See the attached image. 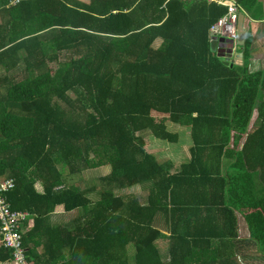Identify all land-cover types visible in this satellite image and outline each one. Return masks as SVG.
Segmentation results:
<instances>
[{"label": "trees", "instance_id": "1", "mask_svg": "<svg viewBox=\"0 0 264 264\" xmlns=\"http://www.w3.org/2000/svg\"><path fill=\"white\" fill-rule=\"evenodd\" d=\"M0 1L17 11L0 39L10 70L0 81V176L15 182L10 209L34 214L21 237L29 264H247L253 245L264 258V68L248 67L245 22L225 59L210 45L221 4ZM236 2L264 18V0ZM169 124L188 127L190 140L173 171L145 146V137L176 142ZM232 133L242 135L233 147ZM58 205L73 218L35 241ZM239 215L248 236H238ZM10 258L0 245V262Z\"/></svg>", "mask_w": 264, "mask_h": 264}, {"label": "crops", "instance_id": "2", "mask_svg": "<svg viewBox=\"0 0 264 264\" xmlns=\"http://www.w3.org/2000/svg\"><path fill=\"white\" fill-rule=\"evenodd\" d=\"M207 3H211L207 0H204ZM1 2V1H0ZM16 0H12L11 3H15ZM263 12H264V2H263ZM17 11L15 9L11 7H7L5 5V7L0 6V39L3 42H6V37L5 34L8 31H11L10 29V24H12L14 22V17L16 15ZM165 18L167 17V13L164 16ZM250 21V22H249ZM244 22L247 24L248 29L251 31L253 37H252V42H251V53L249 56V60L252 59V61H254V59H264V18L260 19V20H254L250 17V15H248L245 12V16H244ZM214 22H212L213 24ZM211 24V25H212ZM210 25V26H211ZM209 26V27H210ZM19 32V30H18ZM12 33H10L11 36ZM13 40V36H11ZM9 39V38H8ZM161 42L160 38H157L153 45L154 47H157ZM5 47L0 48V50H3ZM22 54L21 51L18 52V55ZM4 64V65H3ZM249 66H250V61H249ZM9 64L7 62H4V58L0 61V81L2 79H4V77L6 76V74L10 73L9 68ZM264 68V66L262 67ZM250 70H253L252 68H250ZM257 70V69H256ZM5 86L3 84L0 83V97L2 95H4V93L6 92L5 90ZM40 182L37 180L35 182V188L36 190H40ZM26 210V209H23ZM58 211V213H56ZM254 208H252L251 206H248L246 213H251V211H253ZM27 211V210H26ZM29 212V211H28ZM57 214V215H56ZM257 214V213H256ZM73 214L71 212H64L62 209L61 205L55 206L54 210L51 212V214H49L48 217H46L45 221L43 220L42 223H36V225L38 224V227L36 226V228L34 229L33 233H34V240L35 241H39V239H42V241H44L43 238H39V233L40 231H47L48 229H50L51 226H56V224L58 223H65V222H70V220L73 218ZM239 219H242L244 223H241L240 225H246V230L248 232L249 235V231H248V227H247V223L245 221V219L243 218L242 215H239ZM238 219V222H239ZM258 224H259V229L261 231V237L264 240V217H258L257 218ZM35 224L34 221V214H29L27 216V218L25 219V222L22 224V229L23 231L26 233V231H28L30 228H32ZM260 226L262 227L263 231L261 230ZM24 233V234H25ZM245 237V236H244ZM42 244V243H41ZM39 247H41V250L39 249ZM35 251L40 254L42 253V245H38L35 246ZM254 249H250V256L247 257V259L244 258V263L247 262V264H264V258L260 255V251H258L255 246L253 245ZM241 254L247 251L246 249H242ZM37 254V255H38ZM240 255V254H239ZM0 264H8V262H0Z\"/></svg>", "mask_w": 264, "mask_h": 264}, {"label": "rangeland", "instance_id": "3", "mask_svg": "<svg viewBox=\"0 0 264 264\" xmlns=\"http://www.w3.org/2000/svg\"><path fill=\"white\" fill-rule=\"evenodd\" d=\"M86 1V0H84ZM88 1V0H87ZM238 50V48H237ZM236 50V51H237ZM264 66V59H252L250 60V66L248 64L249 68H252L253 70L256 69H262ZM152 114L156 118H160L161 116H165L163 113H159L156 111H152ZM257 123L256 119V112L253 113L251 119L249 120V125L248 128L250 129L251 127L255 126ZM169 129H171L173 132H176L178 134L177 140L174 143H169L153 138H146L145 137V146L146 149L149 150L150 152H153L159 159L164 160V161H169L172 165L171 170L177 169L179 165L185 161L186 159L189 158V151L188 147L190 146V140H189V130L188 127L182 128L178 125L174 126L172 124H169ZM242 135H235L231 134L230 135V146L233 147L235 145V142H240L241 141ZM108 171L107 166H99V167H94L92 169H88L86 172H82V174L92 177V176H98L101 174H104ZM87 178V177H86ZM41 189V185H40ZM140 191V188L138 187H132V188H127L124 190V193L127 194H132V193H137ZM59 210H57L56 213H58ZM250 213V212H249ZM57 215V214H56ZM241 223H244L242 219H239L238 222V236H248V232L246 230V225H240ZM261 230L263 231L262 227L260 226ZM264 232V231H263ZM41 250V247H39ZM250 249H254L253 247ZM249 250V248L247 249ZM10 264V263H8Z\"/></svg>", "mask_w": 264, "mask_h": 264}, {"label": "built area", "instance_id": "4", "mask_svg": "<svg viewBox=\"0 0 264 264\" xmlns=\"http://www.w3.org/2000/svg\"><path fill=\"white\" fill-rule=\"evenodd\" d=\"M237 19V7L230 4L223 17L219 18L210 27L213 36H238V30L234 28ZM13 186V180L0 179V232L2 234V243L4 246L12 249L14 264H29L24 260L23 248L20 242V234L17 231L18 223L24 218V212L11 210L5 198L1 195L3 190L10 189Z\"/></svg>", "mask_w": 264, "mask_h": 264}, {"label": "bare ground", "instance_id": "5", "mask_svg": "<svg viewBox=\"0 0 264 264\" xmlns=\"http://www.w3.org/2000/svg\"><path fill=\"white\" fill-rule=\"evenodd\" d=\"M207 1H209V2H211V3H216V4H221V5H224L225 7H229L230 6V4L232 5V7H239V5L237 4V2H236V0H207ZM239 15H240V13L239 12H237V19H236V21H235V24H234V28L236 29V30H238V31H243V29H244V17H243V19H242V21L239 23V25H238V17H239ZM224 15H222L221 17H223ZM220 17V18H221ZM219 19V18H218ZM217 19V20H218ZM216 20V21H217ZM215 21V22H216ZM237 37V36H236ZM236 37H229V36H220V37H215V38H213L212 37V39H211V41H210V45H211V48H212V50H215V47L217 48V51H218V53H219V51H220V53H219V55L221 56V57H223V58H225V59H228L230 56H231V54L236 50ZM237 42H239L238 40H237ZM9 178H11L12 180H13V186L10 188V189H7V190H3L2 192H1V195L5 198V200H6V197H5V191H9V190H11L13 187H14V184H15V182H14V179H13V177H11V176H0V179H9ZM6 202L8 203V201L6 200ZM9 204V203H8ZM10 208V207H9ZM16 211H20V210H16ZM20 212H24V213H26L25 214V216H24V218L23 219H21L20 221H19V223H18V228H17V231L19 232V234H20V242H21V237H22V234H24V231H23V229H22V224H23V222H24V220H25V218H26V216H27V211H20ZM0 225H1V222H0ZM2 234H1V232H0V245L1 246H4L3 245V243H2ZM22 246V245H21ZM5 248H9V247H6V246H4ZM22 248H23V255H24V247L22 246ZM10 250H11V258H10V260H9V263L10 264H14V262H13V256H12V249L11 248H9ZM24 260L27 262V263H29L27 260H26V258H25V256H24Z\"/></svg>", "mask_w": 264, "mask_h": 264}, {"label": "water", "instance_id": "6", "mask_svg": "<svg viewBox=\"0 0 264 264\" xmlns=\"http://www.w3.org/2000/svg\"><path fill=\"white\" fill-rule=\"evenodd\" d=\"M242 19H243V15L240 14L238 17V25L242 21ZM239 35H241V37H242L244 35V32H240ZM213 38H215V37H213ZM238 41L241 42V39L239 38Z\"/></svg>", "mask_w": 264, "mask_h": 264}, {"label": "clouds", "instance_id": "7", "mask_svg": "<svg viewBox=\"0 0 264 264\" xmlns=\"http://www.w3.org/2000/svg\"><path fill=\"white\" fill-rule=\"evenodd\" d=\"M226 8H227V7H226ZM237 12H239V11H238V7H237ZM239 13L242 14L243 17L245 16L244 13H242V12H239ZM210 27H211V26H210ZM210 27H209V29H210ZM240 32H243V31H238V35H239ZM244 33H245V32H244ZM212 37H220V36H213V35H212Z\"/></svg>", "mask_w": 264, "mask_h": 264}]
</instances>
